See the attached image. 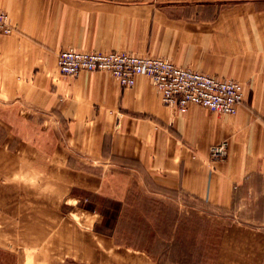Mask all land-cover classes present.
Listing matches in <instances>:
<instances>
[{
  "label": "crops",
  "instance_id": "1",
  "mask_svg": "<svg viewBox=\"0 0 264 264\" xmlns=\"http://www.w3.org/2000/svg\"><path fill=\"white\" fill-rule=\"evenodd\" d=\"M214 1L23 0L29 8L25 5L23 16L15 20L16 33L1 42L26 47L32 42L35 48L22 46L24 52L45 64L39 65L42 71L34 79L37 90L22 97V116L12 124L26 130L28 117L36 115L55 126L49 132L52 140L45 131V141L24 138L8 152L7 178L21 188L18 175L39 173L36 177L43 179L48 173L56 183L70 184V193L81 188L122 202L131 182L145 180L146 171L168 188L182 185L214 205L232 208L252 200L251 217L264 221V26H258L264 24V4L252 5L253 12L221 14L214 22L195 20L188 10L191 3ZM36 19L42 31H34ZM53 26L54 46L28 38L47 35ZM71 45L88 52L166 58L184 68L247 83L246 102L238 115L215 114L195 104L180 112L163 104L148 77H138L133 88L124 89L107 73L47 76L46 71L56 67L58 53ZM245 52L249 56L244 57ZM224 141L230 142L228 158H209L211 148ZM45 143H52L58 155L47 156ZM32 152L43 154L33 157ZM127 163L141 164L145 171L124 167ZM79 164H85L86 171ZM233 228L236 235L227 236V243L264 244V232L256 225L238 223ZM109 239L104 238L108 244ZM259 252L262 258L263 249ZM235 258L229 253L221 261L229 264Z\"/></svg>",
  "mask_w": 264,
  "mask_h": 264
},
{
  "label": "rangeland",
  "instance_id": "2",
  "mask_svg": "<svg viewBox=\"0 0 264 264\" xmlns=\"http://www.w3.org/2000/svg\"><path fill=\"white\" fill-rule=\"evenodd\" d=\"M259 2L264 4V0H216L202 4L191 3L188 10L195 13V20L199 18L201 21L214 22L221 14L234 11L253 12L252 5H258ZM25 5L29 8V4L23 0H0V11L9 16L12 27L10 34L0 36V42L16 33L15 20H20L23 16L21 12ZM53 17L54 15L52 19ZM39 23L36 19L34 31H42ZM52 23L54 24V20ZM258 26L263 27L264 24L258 22ZM48 31L47 35L28 38L36 42L39 39L43 45L54 46V26L49 27ZM16 44L14 46L6 41L0 43V264H218L229 253L238 258L231 259L229 264H264V252L262 258L258 254V251H264V244L227 243L231 235H236L233 225L238 223L256 225L264 232V221L251 217L255 213V206L250 205L252 200L243 201L242 205L237 204L232 208L214 205L209 199H200L186 191L182 185L178 189L168 188L163 182L153 179L141 164L123 165L142 168L146 177L145 180L131 182L122 202L114 200L115 198L87 193L81 188L74 187L70 193V184H59L58 181L56 183L48 173L42 175L43 179L36 177L39 173L36 176H33L35 173L20 174L15 179L22 186L17 187L12 177L7 178L8 152H14L24 138L31 143L45 141L49 137L48 140H52L54 135L49 132L55 125L46 122L45 117L36 115L28 117L26 130L12 124L22 116V110L19 111L22 97H28L37 90L39 84L34 79L42 71L39 65L45 64L29 58L30 54L24 52L23 43ZM26 45L28 47L24 46L25 50L35 48L32 42ZM229 46L231 45L225 47ZM68 47L67 49H75L73 45ZM60 53L55 60L56 67L51 72L47 70V76L52 79L58 75L73 77L60 71ZM245 56H249V53L245 52ZM84 72L107 73L113 76L106 71ZM238 82L243 85L246 99L248 85ZM158 92L162 100V95L159 90ZM26 105L37 104L28 102ZM239 110L235 115H238ZM45 131L49 133V137ZM9 142L11 143L8 145ZM224 142H228L227 154L214 158L210 150L209 158H228L230 142ZM45 144L47 156L58 155L51 148L52 143ZM42 154L31 153L33 157ZM71 159L75 164L79 163L73 157ZM71 164L70 162L69 167ZM79 167H84L82 171H86L85 164H79ZM32 171L36 172L33 165ZM24 182L26 186H23ZM58 186H62V189ZM256 214L260 216L262 212L257 211ZM105 237L112 242L108 244Z\"/></svg>",
  "mask_w": 264,
  "mask_h": 264
},
{
  "label": "built area",
  "instance_id": "3",
  "mask_svg": "<svg viewBox=\"0 0 264 264\" xmlns=\"http://www.w3.org/2000/svg\"><path fill=\"white\" fill-rule=\"evenodd\" d=\"M12 32L9 16L0 11V36ZM60 71L77 77L84 71H106L115 76L123 88H131L137 77H149L160 91L164 105L185 112L191 104L212 111L235 115L245 99L244 88L236 80L183 68L157 57H138L125 52H84L66 49L59 54ZM228 142L211 149L214 158L226 155Z\"/></svg>",
  "mask_w": 264,
  "mask_h": 264
}]
</instances>
